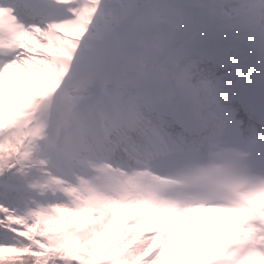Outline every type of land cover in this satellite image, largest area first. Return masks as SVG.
I'll return each mask as SVG.
<instances>
[{
    "label": "snow or ice",
    "instance_id": "1",
    "mask_svg": "<svg viewBox=\"0 0 264 264\" xmlns=\"http://www.w3.org/2000/svg\"><path fill=\"white\" fill-rule=\"evenodd\" d=\"M0 264H264V0H0Z\"/></svg>",
    "mask_w": 264,
    "mask_h": 264
}]
</instances>
